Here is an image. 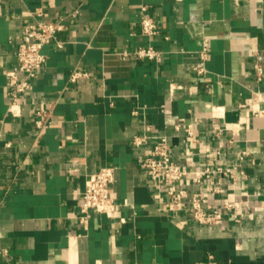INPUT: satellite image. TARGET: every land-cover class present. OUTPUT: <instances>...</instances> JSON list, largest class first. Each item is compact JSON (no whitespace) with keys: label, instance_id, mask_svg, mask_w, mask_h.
<instances>
[{"label":"crops","instance_id":"1","mask_svg":"<svg viewBox=\"0 0 264 264\" xmlns=\"http://www.w3.org/2000/svg\"><path fill=\"white\" fill-rule=\"evenodd\" d=\"M141 5L158 24L153 37L139 33ZM38 8L47 20L64 17L65 27L42 47L45 61L12 116L3 70L16 65V44ZM203 39L209 59L198 76L191 68ZM147 44L163 52L160 61L132 53ZM74 69L86 75L70 81ZM171 83L181 88L171 94ZM255 93L264 98V0H0V264H264V111L255 114L264 101ZM209 104L223 117H211ZM40 108L49 111L41 129ZM145 124L187 169L244 170L237 181L223 177L222 192L208 191L216 178L186 187L187 201L194 191L208 192L209 204L237 201L221 221L161 209L166 198L138 162L148 146L131 143ZM103 165L115 167L116 215L90 209L84 229L81 192ZM233 212L244 214L239 222Z\"/></svg>","mask_w":264,"mask_h":264},{"label":"built area","instance_id":"2","mask_svg":"<svg viewBox=\"0 0 264 264\" xmlns=\"http://www.w3.org/2000/svg\"><path fill=\"white\" fill-rule=\"evenodd\" d=\"M140 20L138 23L139 33L143 36L153 37L158 33V24L154 17L147 12L145 5L140 6ZM32 20L27 23L23 29L21 36L16 44L15 58L16 65L9 69H4L5 87L7 97V112L12 116H18L21 113L19 96L32 87L38 71L41 69L45 56L42 53V47L53 41H56L57 33L64 29V17H59L55 21L45 18V12L40 8L29 11ZM140 59H149L160 61L163 52L155 48L151 44L140 46L132 52ZM123 57L128 55L127 51L120 53ZM209 59V44L207 39H203L199 49V61L191 70L196 75H203L206 71V61ZM256 78H262V67L259 63H254ZM85 71L74 69L69 76L70 81L85 76ZM176 88L181 85L169 84V91L172 94ZM258 101H264V98L255 93ZM211 117L222 118L223 107L219 105H207ZM240 107L249 106L245 101L240 103ZM264 109H259L257 113H262ZM48 109L40 108L36 111L35 125L41 129L47 122ZM137 109L133 110L136 113ZM196 119V118H195ZM184 119H179L175 125L178 129L183 124ZM237 123H231L230 129L238 130ZM215 130L220 131L222 128L216 125ZM187 135L191 141H194L191 125H187ZM131 143L134 147H147L139 157V166L143 172L153 180V185L157 191V197L161 200V196H165L162 210L176 214L182 210L190 212L195 221L200 224H210L219 222L223 216V209L231 210L237 205V201L222 199L217 204L208 203V192L194 191L188 197L187 185L192 183H200L203 179H215L216 184L208 188L209 192H222L221 182L223 177L228 176L232 181H237L245 175L244 170L237 165H207L200 166L196 169H187L176 163L172 159L168 139L164 134L156 133L152 130L151 125L145 124L141 132L133 135ZM10 143H6L9 145ZM150 145V146H149ZM189 148L185 152L189 153ZM247 154L242 151L238 154L239 159ZM115 179V167L111 165H103L96 171L88 174L85 179L84 189L81 192V202L79 206V222L84 229L88 226L89 210L93 209L99 213H103L108 217H114L117 211V203L112 197L109 187ZM125 203H127L125 201ZM247 212V211H246ZM233 220L239 222L243 217V213H232ZM120 222H124L123 217L119 218Z\"/></svg>","mask_w":264,"mask_h":264}]
</instances>
